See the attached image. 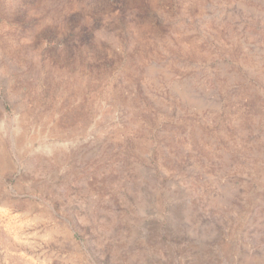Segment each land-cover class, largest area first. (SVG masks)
Returning a JSON list of instances; mask_svg holds the SVG:
<instances>
[{"label":"rangeland","instance_id":"obj_1","mask_svg":"<svg viewBox=\"0 0 264 264\" xmlns=\"http://www.w3.org/2000/svg\"><path fill=\"white\" fill-rule=\"evenodd\" d=\"M0 264H264V0H0Z\"/></svg>","mask_w":264,"mask_h":264},{"label":"bare ground","instance_id":"obj_2","mask_svg":"<svg viewBox=\"0 0 264 264\" xmlns=\"http://www.w3.org/2000/svg\"><path fill=\"white\" fill-rule=\"evenodd\" d=\"M2 125V124H1Z\"/></svg>","mask_w":264,"mask_h":264}]
</instances>
